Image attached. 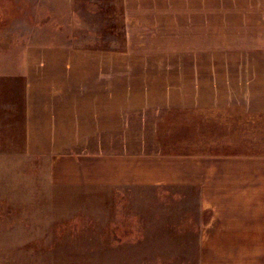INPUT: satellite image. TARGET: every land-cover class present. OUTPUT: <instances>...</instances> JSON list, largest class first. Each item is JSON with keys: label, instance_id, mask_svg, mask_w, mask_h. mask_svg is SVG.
Here are the masks:
<instances>
[{"label": "rangeland", "instance_id": "1", "mask_svg": "<svg viewBox=\"0 0 264 264\" xmlns=\"http://www.w3.org/2000/svg\"><path fill=\"white\" fill-rule=\"evenodd\" d=\"M3 28L11 43H27L0 44L12 84H24L20 64L35 48L112 54L123 81L111 82L108 72L107 83L129 84L136 79L131 61L150 58L157 69L151 83L161 85L162 75L172 86L197 81L193 66L174 69L178 56L215 54L219 62L208 70H228L219 78L237 90L233 111L207 103L199 124L174 116L164 124L158 111H141L128 133L108 134L89 149L243 155L241 173L230 169L224 180L238 187L244 179V200H264V0H0ZM22 148L17 134H0V264H264L261 214L252 216L250 235L233 238L240 252L230 263L226 252L214 251L227 241L209 233L217 225L202 209L198 186L58 189L48 177L50 156L22 155Z\"/></svg>", "mask_w": 264, "mask_h": 264}, {"label": "crops", "instance_id": "2", "mask_svg": "<svg viewBox=\"0 0 264 264\" xmlns=\"http://www.w3.org/2000/svg\"><path fill=\"white\" fill-rule=\"evenodd\" d=\"M4 33L3 28L0 44H27L11 43L9 34L5 36ZM111 55L35 48L25 52V63L20 64L22 74L18 75L24 77V84H12L9 52L1 51L0 134L3 140H10L11 134H17L23 147L22 155L50 156L48 177L50 185L58 189L80 185L105 189L175 184L198 186L202 209L208 213L212 224L217 225L209 233L227 241L226 249L219 250L220 245L214 251L226 252V259L235 263L234 255L240 248L233 238L251 234L252 216L261 214L264 217V200H244L245 191L241 185L244 179L238 180V187L232 186L236 179L224 180L223 174L230 169L235 177L241 173L238 163L243 155H221L193 148L140 153L107 151L102 146L92 150L88 146L90 142L105 141L108 134L128 133L130 129L126 126L141 111H158V118L164 119L165 122H161L164 124L171 123L170 116L178 117L177 123H187L184 122L187 119L199 124V118L206 114L203 110H209L207 103L214 110L233 111L236 107L231 105L235 100L231 93L237 90L219 78L227 77L228 70L222 68V74L218 73L219 68L215 73V69L208 70L217 60L213 53L183 54L178 56L174 69L181 72L188 65L193 66L189 69L197 76L196 84L172 86L167 84L169 79L161 75L162 84L155 85L151 79L156 76V64L151 63L150 58H145L146 63L134 58L130 65L134 81L107 83L108 72L111 82L123 81L122 68L117 61L114 63ZM203 66L205 72L202 74ZM12 102L16 104L11 106ZM245 105L249 109L252 106L248 97ZM240 107L245 109L243 105Z\"/></svg>", "mask_w": 264, "mask_h": 264}]
</instances>
